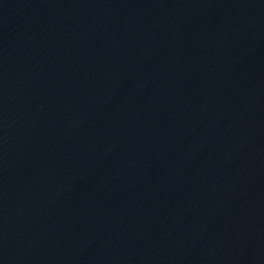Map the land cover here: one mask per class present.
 Listing matches in <instances>:
<instances>
[{
  "label": "water",
  "instance_id": "95a60500",
  "mask_svg": "<svg viewBox=\"0 0 264 264\" xmlns=\"http://www.w3.org/2000/svg\"><path fill=\"white\" fill-rule=\"evenodd\" d=\"M0 264H264V0H0Z\"/></svg>",
  "mask_w": 264,
  "mask_h": 264
}]
</instances>
